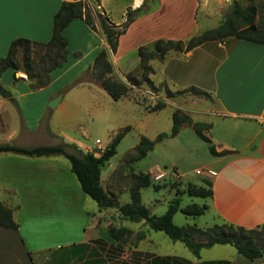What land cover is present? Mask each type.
<instances>
[{
  "label": "crops",
  "instance_id": "obj_1",
  "mask_svg": "<svg viewBox=\"0 0 264 264\" xmlns=\"http://www.w3.org/2000/svg\"><path fill=\"white\" fill-rule=\"evenodd\" d=\"M71 1L0 0V58L6 55L10 42L16 38L48 42L54 14L61 3ZM141 2L131 0L130 5L124 8L123 22L127 8L136 9ZM91 6L115 25L123 23L112 20L102 0ZM94 25L92 30L83 19H75L64 28L66 62L50 73L48 85L40 88L14 87L11 92L7 90L8 98L0 94V128H6L4 133L7 132L0 143L20 147L64 144L97 156L99 154L90 151L95 148V142L91 146L80 138L85 139L81 126L85 118H96L109 127V138L115 134L112 132L122 129L125 124L129 127L128 121L118 119L114 105L125 103L127 106L134 102L125 97L113 101L90 79H81L69 89H52L71 65L88 60L79 68L80 75L85 74L97 52L107 49L98 24L95 22ZM134 27L135 23L129 25L127 32L118 39L117 58L122 61L124 72L129 71L130 66L124 63L125 55L121 48L124 41L129 42V37L136 34ZM74 30L88 39L72 48L70 42ZM92 38L97 41L94 45L91 44ZM137 42L128 44V47L133 49ZM71 51L81 58L70 62L68 53ZM157 63V68L152 66L154 75L158 76L157 83L164 82L173 90L194 87L210 100L187 98L196 104L194 114H198L199 119H194V122L211 125L204 134L216 152L214 155L209 153L204 166V179L211 183L212 191L211 198L205 201L208 206L206 212L212 217L210 225L225 222L248 230L261 226L264 223V44L232 37L222 42L207 41L184 53H168ZM21 74L16 76L13 73V80L28 83L27 78L19 77ZM59 95V103L51 109L48 103ZM38 96H42L44 103L32 117L28 113L29 102ZM24 101L27 103L23 104ZM209 118L213 120L209 121ZM33 124L43 129L44 133L41 132L49 141L32 144L21 141L35 133ZM115 183L111 178L102 180L100 174L101 186L113 197H116ZM8 194L16 201L12 217L18 228L0 227V264H70L83 254L85 256L80 257L82 264H142L149 258L146 254H155L147 247L132 246L130 255L135 259L130 256L127 260L124 253L115 257L118 251L111 246L107 233L111 222L103 217L107 210L102 216L95 215L94 211H98L96 204L93 206L92 200L81 191L68 161L62 156L26 157L0 153V202L4 205L11 201ZM101 221L105 232L99 230ZM90 241L105 243L106 247L101 249L103 252L94 250L86 260ZM216 246L222 247L219 252L231 253L226 248L231 247L229 245H215L209 249ZM99 253H107L108 257ZM142 255L145 256L140 257ZM205 261L264 264V255L250 261L233 250L230 257L190 262L200 264Z\"/></svg>",
  "mask_w": 264,
  "mask_h": 264
},
{
  "label": "rangeland",
  "instance_id": "obj_2",
  "mask_svg": "<svg viewBox=\"0 0 264 264\" xmlns=\"http://www.w3.org/2000/svg\"><path fill=\"white\" fill-rule=\"evenodd\" d=\"M89 2L95 4L97 0H89ZM130 2L131 0H102L105 9L110 11L112 20L118 23L123 22L124 8L130 5ZM82 4L84 10L91 13L94 23L96 22L98 24L97 15L105 16L103 13H100V10L92 7L87 0H82ZM134 10L135 9L131 10L127 8L126 11L131 12L130 18L132 22L129 25L135 23L134 31H137V35L133 32L132 34L134 35L129 37V42L127 40L124 41L121 48V50L124 51L123 55H125L124 63L130 66L128 68L129 71L124 72L123 68H121L122 61L117 58L118 47L115 54L111 53L108 48L106 49L108 54L107 59L113 67L111 73L112 79L121 81L126 85L127 91L123 97L134 103H129L131 105L127 106H124L125 103H117V105H114L118 119L128 121L129 130L124 131L122 138L116 146V153L101 166L100 174L102 180H107L109 178L115 180V198L120 205L130 203L129 189L135 185L137 181L134 175L140 173L147 174L150 186L140 189L141 204L149 210L150 214L158 216L165 213L169 203L175 198L178 199L180 207H184L190 203H203L199 198L189 197L185 193V189L188 184L199 186L203 185L204 180H206L204 179L206 176L204 166L209 158V146L194 133L191 129V125L187 123H183L184 125H188L186 127H183V124L181 125L176 136L171 137L169 134L172 127V113L174 111L177 112L176 114L178 116H188L193 122L194 119H199V115L194 114L196 104L188 101V97L200 98L207 101L210 100L208 96H198L191 90H173L164 82L157 83V75L151 74L148 75L147 78L142 77L141 71L138 69L139 57L137 55V49L141 46L150 45L158 39L186 42L192 37L218 28L227 18L236 17L234 12H238L236 14L243 13L244 11L251 12L253 24L255 25L258 24L259 21L264 22V0H142L138 7V11L134 12ZM124 18H126V15ZM237 20L240 22V19ZM128 26L124 34L127 32ZM78 33L77 30H74V33L71 34L70 43L72 48L79 46L84 39H88L86 36ZM228 38L230 37L226 39ZM226 39H216L215 41L222 42ZM136 41L139 42L136 43L133 49L132 47H128V44L132 45V43ZM96 42L95 38L91 39L92 45L96 44ZM80 58L81 56L76 52L71 51L68 53L70 62H75ZM34 60L36 62L37 58ZM86 61L88 60H83L82 62L77 61L75 64L71 65V68L65 74L61 75V78L52 89H69L70 87L76 86L81 79H90L98 85L93 79L91 68H88L86 72H84L85 74L80 75L79 68L82 67ZM157 61L158 60L149 61L148 65L151 68L152 66L157 68ZM19 73L25 75V78H27L26 80L29 82L24 72L17 71L14 74L18 76ZM14 87L28 88L30 86L29 83L15 82L13 80V72L7 69L0 76V88L8 93V91H13ZM157 102H163L165 105L157 113H153L151 112V108ZM26 103L25 101L23 102V104ZM43 103L44 99H42V96L32 97V100L29 102L28 113L33 117L37 114ZM9 107L11 108L12 105L10 104ZM146 110H148V112ZM208 120L211 121L213 118H209ZM35 125L36 124H33L32 126L35 127L33 128L35 133L28 138H22L27 139L21 140L23 143L27 142L32 144L35 142L49 141L47 135L43 134V129ZM125 125L122 126V129ZM81 126L85 133V139L79 135L81 141L91 146L95 142V148L90 151L97 154H100L103 147L105 148L108 146L113 136L117 132H120L121 129L113 130L114 132L112 133L115 134L109 138V127L104 126L103 123L99 122L96 118H85L83 122H81ZM5 131L6 128H0V140L7 134V132L4 133ZM206 131L207 130H203V133ZM162 133L166 134V137L156 141V137ZM141 136H144L150 141H155L154 145L143 158L135 162H130V153L128 152L137 144ZM197 169H202L204 172L201 175H196L195 171ZM102 184L104 185V182ZM106 185H108V182ZM8 195L11 201L4 206L11 209V211H16L14 196ZM91 204L95 206L96 203L92 200ZM106 210L103 217L111 222L107 228H125L131 231V235L127 237L124 242L118 244L116 241L111 240V246L116 247L118 251L115 257H121V253H124L127 256V260H130V258L135 259L134 255H130V253H132V251H130L132 246L147 247L157 255L177 256L192 262L230 257L234 250L233 247L228 246L226 248H228L231 253H227L226 251L219 252L222 250V247L219 246L213 249H203L200 253V259L198 260L180 241H171L162 232H154L148 229L142 222L133 223L124 220L113 208ZM94 212H96L95 215L97 217L98 215L102 216L104 214V210L98 209V211L95 210ZM172 221L177 226L196 225L201 229H206L214 225H210L212 217L208 212L199 217H190L177 211ZM103 224V221H101L99 227L101 232H105ZM255 230L257 232L253 234L252 237L255 243L264 250V225L259 226ZM105 235L107 236L106 233L104 236ZM141 235L143 237L138 238ZM205 239V237L200 235H195L194 237V240L197 242L204 241ZM104 247H106L105 243L98 244L94 241H90V252L86 260L90 258L94 250L97 251L98 249L102 251L101 249ZM100 254L108 257L107 253H99V255ZM155 254L146 255L155 256ZM82 256L84 257L85 255H78V259L75 257L70 264H82L80 259ZM144 256L145 255H142L140 257Z\"/></svg>",
  "mask_w": 264,
  "mask_h": 264
},
{
  "label": "trees",
  "instance_id": "obj_3",
  "mask_svg": "<svg viewBox=\"0 0 264 264\" xmlns=\"http://www.w3.org/2000/svg\"><path fill=\"white\" fill-rule=\"evenodd\" d=\"M135 11H138V8ZM236 13L238 12H234L236 17L227 18L218 28L192 37L186 42L158 39L150 45L138 47V69L141 71V76L147 78L148 75L154 74V70L148 65L149 61H162L169 52L174 54L184 53L207 41L232 37L237 40L264 44V22L259 21L255 25L253 24L251 12ZM130 14L131 12L126 11L125 21L121 25H115L106 16L97 15L98 26L104 36L107 48L113 54L116 53L119 37L124 34L126 27L132 22ZM75 19H83L89 28L95 29L92 15L84 10L82 0L63 2L53 16L49 41L41 43L25 38L12 40L6 55L0 58V76L7 69L12 70L13 73L22 71L27 75L31 88H40L48 85L50 73L54 69L63 66L66 62L67 43L62 32ZM237 19H240V22ZM107 57V50L102 49L97 52L91 66L92 76L99 87L113 101H118L125 95L127 87L121 81L112 79L113 67ZM35 58H37L36 62ZM186 90L194 91L198 96H206L205 93L194 87L183 91ZM164 105L163 102H157L151 108V111L159 110ZM176 113V111L172 113V127L169 135L171 137L176 136L181 125L187 123L191 125L194 133L208 144L209 153L214 155L216 153L214 147L211 145L209 138L203 133V130H208L211 125L193 122L188 116H178ZM126 130H129L128 126L117 132L108 146L97 156L93 153H83L76 150L73 146L70 147L64 144L20 147L8 143H0V153H12L26 157H64L68 161L69 169L75 176L81 191L96 203L99 210L113 208L124 220L133 223L142 222L148 229L154 232H162L171 241H180L197 259L200 258L201 250L209 249L215 245H229L234 248L237 254L250 261L264 255V250L255 243L252 237L257 232L255 229L248 230L225 222L214 224L206 229H201L196 225L177 226L173 223L172 218L177 211L190 217H199L207 211L208 206L205 201L211 198L212 195L211 183L208 180H204L202 186L188 184L185 189V193L189 197L199 198L203 203H190L180 207L178 199L175 198L169 203L165 213L157 216L150 214L148 209L141 204L139 191L142 188L149 187L150 181L147 174L140 173L134 175L137 179L136 184L129 189L130 203L120 205L116 198L109 195L101 186L100 168L116 153V146ZM164 137H166V134H159L156 137V141ZM154 142L141 137L138 143L128 152L130 153V162L143 158L152 149ZM0 227L12 230L18 228L17 223L13 220L11 209L4 206L1 202ZM107 230L109 238L118 244L124 242L131 235V231L125 228L108 227ZM195 235L203 236L206 239L197 242L194 240ZM141 237L143 236L141 235L138 238ZM142 264L193 263L176 256H149ZM200 264H227V261H205Z\"/></svg>",
  "mask_w": 264,
  "mask_h": 264
},
{
  "label": "water",
  "instance_id": "obj_4",
  "mask_svg": "<svg viewBox=\"0 0 264 264\" xmlns=\"http://www.w3.org/2000/svg\"><path fill=\"white\" fill-rule=\"evenodd\" d=\"M0 94H1L3 97H6V98L9 97V94H8L6 91L2 90L1 88H0ZM60 99H61V95H59V96H57L56 98H54L53 100H51V101L48 103V106H49L51 109H54V108L57 106V104L59 103ZM256 227L258 228L259 226H256Z\"/></svg>",
  "mask_w": 264,
  "mask_h": 264
},
{
  "label": "built area",
  "instance_id": "obj_5",
  "mask_svg": "<svg viewBox=\"0 0 264 264\" xmlns=\"http://www.w3.org/2000/svg\"><path fill=\"white\" fill-rule=\"evenodd\" d=\"M19 77H21V78H25V75H20ZM204 172V170H202V169H197L196 171H195V174L196 175H201L202 173Z\"/></svg>",
  "mask_w": 264,
  "mask_h": 264
}]
</instances>
